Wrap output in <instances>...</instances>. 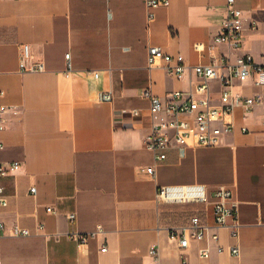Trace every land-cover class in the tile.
I'll return each instance as SVG.
<instances>
[{
	"label": "crops",
	"instance_id": "1",
	"mask_svg": "<svg viewBox=\"0 0 264 264\" xmlns=\"http://www.w3.org/2000/svg\"><path fill=\"white\" fill-rule=\"evenodd\" d=\"M146 2L0 0V105L7 107L0 161L21 163L0 178L7 197L0 206V264H264V107H237L222 144L188 147L183 156L173 147L156 161L146 141L153 124L168 116L153 115L145 94L166 102L199 80L193 66L214 57L235 62L251 54L264 63V0H237L245 14L241 49L214 41L226 0H170L155 9L150 24ZM23 43L45 71L20 70ZM150 46L182 55L183 75H170L164 61L150 68ZM213 87L217 103L219 86ZM233 89L259 91L252 79L234 81ZM101 92L112 99L101 101ZM153 164L155 176L140 171ZM193 184L205 185L211 200L226 186L239 206V241L221 228L208 259L199 256L205 242L192 240L182 249L169 230L199 210L203 222L214 224L212 204L205 211L203 203L157 199L161 186ZM15 226L30 234L14 235ZM100 228L85 244L73 236ZM236 242L238 256L230 251Z\"/></svg>",
	"mask_w": 264,
	"mask_h": 264
},
{
	"label": "built area",
	"instance_id": "2",
	"mask_svg": "<svg viewBox=\"0 0 264 264\" xmlns=\"http://www.w3.org/2000/svg\"><path fill=\"white\" fill-rule=\"evenodd\" d=\"M170 0H147L148 23L155 19V9L161 5L169 4ZM257 22L252 21L250 27L257 29ZM245 38V14L244 10L237 6V0H226V11L222 20L220 32L215 36L217 44H225L233 49H241ZM264 57V51L262 53ZM68 69L65 74L72 73L71 53H66ZM160 61L167 63V72L176 77H181L186 70V65L182 55L172 56L167 54L159 46H150L148 51V66H156ZM175 64H172L173 62ZM19 68L22 72H43L46 65L42 60L35 57L32 47L28 43L21 44ZM192 71L198 77V81L187 90H178L171 93V97L166 102L161 98L146 91L150 97V111L153 115L164 112L168 118L161 123H154L152 133L146 141V147L154 153L156 161H163L167 158V151L176 147L181 156L184 155L188 147L217 146L224 142V137L233 128V117L237 107L241 106L246 111H252L257 106L264 107V63L257 62L251 54H245L232 62L230 58L222 56L213 58L210 63L198 64L192 67ZM94 77L98 78L99 71H90ZM252 79L255 87L259 91L253 95L235 93L233 89L234 81H247ZM213 83L219 86L220 96L218 102L214 101L212 91ZM0 94H3L0 92ZM101 101H110V92L99 94ZM7 107L0 105V131L5 128L3 114ZM132 113L139 114L138 110ZM4 147L0 141V150ZM21 166L20 162L3 163L0 161V178L10 175ZM141 172H147L155 176L156 164L143 167ZM35 193L36 189H31ZM208 188L203 184H193L187 186H161L157 192V199L160 202L171 203H203L212 204L214 224L203 222L200 210L191 216L189 223L170 228L171 239L177 241L182 249H186L192 240L205 242L199 248V256L208 259L211 255L210 242H219L221 228H227L230 237L235 241L240 239L241 222L239 220V206L233 200V192L226 186L217 187L213 193L214 199H210ZM5 187L0 183V206L7 202ZM49 211L54 212L52 208ZM71 219L75 214L71 213ZM101 228L89 233L73 234L79 243L85 244L90 238L95 237ZM14 235H29L30 230L15 226ZM103 251L107 247L102 248ZM219 251H223L221 245ZM234 255H240L241 249L236 242L230 247ZM151 253L156 256V248L151 249ZM186 264V261H183Z\"/></svg>",
	"mask_w": 264,
	"mask_h": 264
},
{
	"label": "rangeland",
	"instance_id": "3",
	"mask_svg": "<svg viewBox=\"0 0 264 264\" xmlns=\"http://www.w3.org/2000/svg\"><path fill=\"white\" fill-rule=\"evenodd\" d=\"M240 6H241V7H243V8H246V6H242L241 4H240ZM261 39H264V36H262V38H261ZM262 43H263V41H260V43H258V44H260V45H261Z\"/></svg>",
	"mask_w": 264,
	"mask_h": 264
},
{
	"label": "trees",
	"instance_id": "4",
	"mask_svg": "<svg viewBox=\"0 0 264 264\" xmlns=\"http://www.w3.org/2000/svg\"><path fill=\"white\" fill-rule=\"evenodd\" d=\"M192 215H194V214H192ZM192 215H191V216H192Z\"/></svg>",
	"mask_w": 264,
	"mask_h": 264
}]
</instances>
